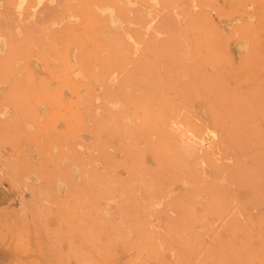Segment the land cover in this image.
<instances>
[{"label": "rangeland", "instance_id": "obj_1", "mask_svg": "<svg viewBox=\"0 0 264 264\" xmlns=\"http://www.w3.org/2000/svg\"><path fill=\"white\" fill-rule=\"evenodd\" d=\"M0 26V264H264V0H0Z\"/></svg>", "mask_w": 264, "mask_h": 264}, {"label": "bare ground", "instance_id": "obj_2", "mask_svg": "<svg viewBox=\"0 0 264 264\" xmlns=\"http://www.w3.org/2000/svg\"><path fill=\"white\" fill-rule=\"evenodd\" d=\"M54 13H56V11L54 12ZM59 13V12H58ZM90 13V12H89ZM97 13V12H96ZM224 13V12H223ZM225 13H226V11H225ZM224 13V14H225ZM241 13H243L242 11H241ZM34 14V13H33ZM91 14V13H90ZM191 14V13H190ZM227 14V13H226ZM252 14V13H251ZM57 15V14H56ZM108 15V14H107ZM183 15V14H182ZM36 16H38V15H35V17ZM43 16H44V14H43ZM50 16H51V14H50ZM93 16V15H92ZM124 16V15H123ZM143 16V15H142ZM187 16V15H186ZM185 16V17H186ZM192 16V15H191ZM253 16H254V14H253ZM33 17V16H32ZM195 17V16H194ZM53 18H54V15H53ZM58 18V17H57ZM97 18V17H96ZM188 18V17H187ZM254 18V17H253ZM256 18V17H255ZM35 19H37V18H35ZM210 19V18H209ZM212 19V18H211ZM224 19V18H223ZM99 20V19H98ZM129 21H130V19H129ZM188 21V20H187ZM40 21H38L37 23H39ZM12 23V22H11ZM170 23V22H169ZM188 23H189V21H188ZM211 23V22H210ZM10 24V23H9ZM41 25V24H40ZM169 25H172V24H169ZM195 25V24H194ZM53 26V25H52ZM182 26V25H181ZM184 26V25H183ZM1 27V26H0ZM66 27V26H65ZM151 27V26H150ZM161 27V26H160ZM213 27V26H212ZM169 28V27H168ZM187 28V27H186ZM189 28V27H188ZM149 29V28H148ZM153 30V29H152ZM155 30V29H154ZM153 30V31H154ZM190 30V29H189ZM214 30V29H213ZM33 31V30H32ZM147 31V30H146ZM183 31V30H182ZM202 31V30H201ZM256 31V30H255ZM90 32V31H89ZM174 32V31H173ZM194 32H195V30H194ZM199 32V31H198ZM138 33V32H137ZM191 33V32H190ZM70 34H71V32H70ZM184 34H186L185 32H184ZM194 34V33H193ZM15 35V34H14ZM203 35V34H202ZM191 36H193V35H191ZM37 37V36H36ZM115 37V36H114ZM154 37V36H153ZM167 37V36H166ZM204 37H205V35H204ZM245 37V36H244ZM40 39H42V37H39ZM72 38H73V36H72ZM174 39V38H173ZM193 39V38H192ZM196 39V38H195ZM204 39V38H203ZM73 40V39H72ZM75 40V39H74ZM197 40V39H196ZM102 41V40H101ZM107 41V40H106ZM150 41V40H149ZM175 41V40H174ZM77 42H79V41H77ZM76 42V43H77ZM151 42V41H150ZM200 43L202 42V41H199ZM204 42V41H203ZM202 42V43H203ZM11 43V42H10ZM9 43V44H10ZM51 43V42H50ZM205 43V42H204ZM174 44V43H173ZM178 44V43H177ZM114 45H115V43H114ZM77 46V45H76ZM184 48V47H183ZM195 48V47H194ZM207 49V48H206ZM56 50V49H55ZM150 50V49H149ZM164 51H165V49H163ZM186 50V49H185ZM187 51V50H186ZM20 52V51H19ZM97 52V51H96ZM161 52V51H160ZM196 53V52H195ZM92 54V53H91ZM115 54V53H114ZM192 54V53H191ZM31 55V54H30ZM165 55V54H164ZM200 55V54H199ZM82 56V55H81ZM180 56V55H179ZM115 57V56H114ZM160 57H161V55H160ZM196 57H197V55H196ZM177 58V57H176ZM180 58V57H179ZM210 59H211V57H209ZM215 58V57H214ZM213 58V59H214ZM178 59V58H177ZM183 59V58H182ZM197 59H198V57H197ZM138 60V59H137ZM155 60V59H154ZM179 60V59H178ZM87 61V60H86ZM110 61V60H109ZM207 61V60H206ZM226 61V60H225ZM156 63V62H155ZM98 64V63H97ZM202 64V63H201ZM206 64V63H205ZM90 65V64H89ZM177 65V64H176ZM208 65V64H207ZM91 66V65H90ZM157 66V65H156ZM257 66H258V64H257ZM194 68H196L197 69V67H194ZM86 69V68H85ZM94 69V68H93ZM167 69V68H166ZM237 69V68H236ZM261 69V68H260ZM91 70V69H90ZM239 70H240V68H239ZM88 71H89V69H88ZM120 71V70H119ZM178 71V70H177ZM64 74V73H63ZM106 74V73H105ZM210 74V73H209ZM161 75V74H160ZM96 76V75H95ZM178 76V75H177ZM212 76V75H211ZM50 77V76H49ZM55 77V76H54ZM65 77V76H64ZM213 77V76H212ZM252 77V76H251ZM251 77H249V79L251 78ZM254 78H256L255 76H254ZM188 79H190V77H188ZM92 80V79H91ZM158 80V79H157ZM181 80V79H180ZM191 80H193L192 78H191ZM179 81V80H178ZM189 81V80H188ZM198 81H200V79L198 80ZM92 82H93V80H92ZM194 82V81H193ZM158 83V82H157ZM192 83V82H191ZM195 83V82H194ZM107 84V83H106ZM159 84V83H158ZM189 84V83H188ZM253 84V83H252ZM87 85V84H86ZM139 85V84H138ZM206 86H207V84H205ZM201 86H202V83H201ZM88 87V86H87ZM215 87H216V85H215ZM38 88V87H37ZM201 88H203V87H201ZM203 89H207V87H205V88H203ZM208 89H209V86H208ZM125 90V89H124ZM211 89H209V91H210ZM192 91V90H191ZM90 92H91V90H90ZM156 92H159V91H156ZM93 93V92H92ZM165 93H166V91H165ZM193 93V92H192ZM211 93V92H210ZM102 94V93H101ZM194 94V93H193ZM227 95V94H226ZM195 96V95H194ZM90 97H92V96H90ZM93 98V97H92ZM151 98V97H150ZM123 100V99H122ZM152 100H154V99H152ZM91 102H93V100L91 101ZM118 102V101H117ZM178 102V101H177ZM185 102V101H184ZM220 102V101H219ZM165 103V102H164ZM179 103V102H178ZM209 103V102H208ZM177 104V103H176ZM206 104V103H205ZM130 105H132V104H130ZM183 105V104H182ZM210 105V104H209ZM94 106H95V104H94ZM218 106V105H217ZM100 107H102V106H100ZM164 108V107H163ZM170 108H172V107H170ZM92 109V108H91ZM141 110V109H140ZM207 110V109H206ZM138 111V110H137ZM143 111V110H142ZM91 112V111H90ZM93 112V111H92ZM123 113V112H122ZM145 113V112H144ZM180 113V112H179ZM124 114V113H123ZM225 114V113H224ZM114 116H116V114H113ZM194 116V115H193ZM177 118V117H176ZM87 119V118H86ZM92 119V118H91ZM108 119V118H107ZM144 119V118H143ZM169 119V118H168ZM193 119V118H192ZM194 120V119H193ZM141 121V120H140ZM45 122V121H44ZM101 122H103V121H101ZM128 123V122H127ZM171 123V122H170ZM174 123V122H173ZM194 123H195V121H194ZM47 125H49V124H47ZM248 125V124H247ZM139 127V126H138ZM173 127V126H172ZM50 129H51V127H50ZM98 129H99V127H98ZM115 129V128H114ZM169 130V129H168ZM192 130V129H191ZM198 130V129H197ZM88 131V130H87ZM106 131V130H105ZM182 131V130H181ZM209 131V130H208ZM89 132V131H88ZM115 132H117V130L115 129ZM173 132V131H172ZM183 132V131H182ZM181 132V133H182ZM225 132V131H224ZM175 133V132H174ZM110 134V133H109ZM120 134V133H119ZM224 134V133H223ZM70 135V134H69ZM111 135V134H110ZM179 135V134H178ZM195 135V134H194ZM204 135V134H203ZM68 136V135H67ZM176 136H177V134H176ZM180 137V139H179V141H180V144H179V146H180V150H181V153H182V155H183V159H185V161L187 162V164L192 168V169H195L197 172H200V174H201V176H203L204 174H205V172H207V170H206V164L207 163H211L210 165H211V169H214V167H216V165H215V162L213 161V159H211L210 157H209V154L205 151V150H203V148H202V146H201V144L199 143L200 141H196V140H194V139H191L190 137H186V136H183V133L179 136ZM117 139V138H116ZM72 140V139H71ZM120 140V139H119ZM174 140V139H173ZM80 141H81V139H80ZM227 141V140H226ZM73 142V141H72ZM75 144V143H74ZM78 144V143H77ZM204 144V143H203ZM229 144V143H228ZM119 145H121V144H119ZM214 145V144H213ZM210 146V145H209ZM121 147V146H120ZM206 147V146H205ZM211 148V147H210ZM217 152H218V150H217ZM170 153V152H169ZM82 154V153H81ZM120 154V153H119ZM166 155H168V154H166ZM164 156V155H163ZM166 157V156H165ZM170 157V156H169ZM168 157V158H169ZM251 157V156H250ZM99 158V157H98ZM162 158V157H161ZM87 159V158H86ZM171 159V158H170ZM219 159V158H218ZM83 160H84V158H83ZM181 160V159H180ZM217 160V159H216ZM109 161V160H108ZM93 162V161H92ZM101 162H102V160H101ZM165 162V161H164ZM167 162H168V160H167ZM165 164V163H164ZM253 164V163H252ZM110 165V164H109ZM198 165V166H197ZM120 166H121V164H120ZM139 167V166H138ZM171 167H173V166H171ZM199 167V168H198ZM104 168V167H103ZM122 168V167H121ZM225 168V167H224ZM123 169V168H122ZM182 169H183V167H182ZM242 169H240V171H241ZM112 171V170H111ZM187 171V170H186ZM245 171V170H244ZM247 172V171H246ZM68 173V172H67ZM166 173V172H165ZM228 174V173H227ZM247 174V173H246ZM64 175V174H63ZM196 175V174H195ZM229 175V174H228ZM128 176V175H127ZM141 176V175H140ZM68 177V176H67ZM235 177V176H234ZM260 177V176H259ZM124 178V177H123ZM230 178V177H229ZM140 179V178H139ZM193 180V179H192ZM197 181V180H196ZM112 182V181H111ZM160 182V181H159ZM156 183H157V181H156ZM89 185V184H88ZM131 185H132V183H131ZM106 186V185H105ZM75 187V186H74ZM135 187V186H134ZM235 187V186H234ZM138 188V187H137ZM195 188V187H194ZM95 189V188H94ZM93 189V190H94ZM106 189H107V187H106ZM150 189V188H149ZM197 189V188H196ZM232 189V188H231ZM77 190V189H76ZM135 190V189H134ZM121 191V190H120ZM214 191V190H213ZM251 191V190H250ZM187 192V191H186ZM142 193V192H141ZM127 194V193H126ZM128 194H130V193H128ZM96 195H97V193H96ZM118 195V194H117ZM142 198V197H141ZM144 198H145V196H144ZM86 199V198H85ZM72 200V199H71ZM81 202V201H80ZM255 202V201H254ZM133 203V202H132ZM146 203V202H145ZM204 203V205H206L205 204V202H203ZM96 204V203H95ZM133 204H135V203H133ZM258 204V203H257ZM97 205V204H96ZM249 205V204H248ZM78 206V205H77ZM136 206V205H135ZM139 206V205H138ZM155 206V205H154ZM238 206V205H237ZM96 207V206H95ZM98 207V206H97ZM137 207V206H136ZM156 207H158L157 205H156ZM189 207V206H188ZM155 208V207H154ZM93 209V208H92ZM144 209V208H143ZM209 209V208H208ZM238 209H240V208H238ZM148 210V209H147ZM182 210H183V208H182ZM206 210V209H205ZM227 210V209H226ZM74 211V210H73ZM88 211V210H87ZM71 212H72V210H71ZM71 212H69L70 214H71ZM197 212V211H196ZM241 212V211H240ZM66 213V212H65ZM73 213V212H72ZM68 214V213H67ZM75 214V213H74ZM169 214V213H168ZM58 215V214H57ZM82 215V214H81ZM131 215V214H130ZM163 215V214H162ZM165 215V214H164ZM240 215V214H239ZM238 215V216H239ZM112 216H114L113 215V213H112ZM83 217V216H82ZM174 217V216H173ZM177 217H178V215H177ZM76 218V217H75ZM74 218V219H75ZM86 218V217H85ZM180 218V217H179ZM194 218V217H193ZM241 218V217H240ZM113 219V218H112ZM76 220V219H75ZM122 220V219H121ZM125 220V219H124ZM169 220V219H168ZM247 220V219H246ZM151 221H152V219H151ZM78 222V221H77ZM179 222V221H178ZM249 223V222H248ZM88 224V223H87ZM107 224V223H106ZM157 224V223H156ZM90 225V224H89ZM86 226H88V225H86ZM117 226V225H116ZM173 227V226H172ZM88 229V228H87ZM87 229H86V231H87ZM254 229V228H253ZM100 230V229H99ZM64 232V231H63ZM151 236V235H150ZM89 237H91V236H89ZM68 241V240H67ZM120 241V240H119ZM84 242V241H83ZM122 242V241H121ZM134 242V241H133ZM67 244V243H66ZM85 244H87V243H85ZM94 245L96 244V243H93ZM176 245V244H175ZM75 247V246H74ZM95 247H98L97 246V244H96V246ZM102 247V246H101ZM179 247V246H178ZM167 248V247H166ZM180 248V247H179ZM68 249V248H67ZM107 249L109 250V248L107 247ZM181 249V248H180ZM74 250H76V247L74 248ZM175 250V249H174ZM102 251V250H101ZM148 251V250H147ZM74 256V255H73ZM83 256H86V255H83ZM65 258L67 259L68 257L67 256H65ZM73 258V257H72ZM80 258V257H79ZM153 258V257H152ZM65 259V260H66ZM82 259V258H81ZM86 259V258H85ZM132 259V258H131ZM162 259V258H161ZM76 260V259H75ZM79 260V259H78ZM83 260V259H82ZM89 260V259H88ZM66 261H68V259L66 260ZM64 262V261H63ZM62 262V263H63ZM77 262V261H76ZM186 261H184V263H185ZM194 262H195V260H194ZM83 263V262H82ZM88 263H90L89 261H88ZM128 263V262H127ZM128 264H130V263H128ZM136 264H139V262L138 263H136Z\"/></svg>", "mask_w": 264, "mask_h": 264}]
</instances>
